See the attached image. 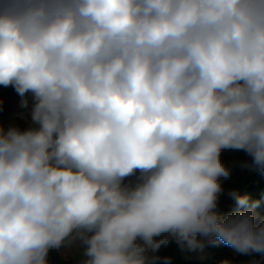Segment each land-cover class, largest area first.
<instances>
[{"label":"clouds","instance_id":"9594fccd","mask_svg":"<svg viewBox=\"0 0 264 264\" xmlns=\"http://www.w3.org/2000/svg\"><path fill=\"white\" fill-rule=\"evenodd\" d=\"M0 85L35 125L0 126V264L264 253L260 201L218 211L222 150L264 169V0H0Z\"/></svg>","mask_w":264,"mask_h":264},{"label":"trees","instance_id":"16d2710c","mask_svg":"<svg viewBox=\"0 0 264 264\" xmlns=\"http://www.w3.org/2000/svg\"><path fill=\"white\" fill-rule=\"evenodd\" d=\"M7 89L9 90L10 87L8 86ZM3 101L4 96L0 95V106ZM241 155H244V160L241 158L237 165L232 162L233 160L230 163L223 162L231 170V175L221 180L222 192L219 195L218 211L225 217L235 211H245L246 208H236L231 194L235 192L240 196H247L249 204L260 201L259 206L254 209L256 223L259 225L264 222V169L255 166L245 167L246 164L251 165L252 158L244 151ZM222 156H224L223 151L221 159ZM235 252L234 248L219 239L206 243L203 251H189L182 249L176 239L171 238L169 243L162 246L154 255L160 258L155 261V264H164L165 257L170 258L171 264H239L241 262L264 264V253L249 252L235 255ZM48 255L53 257L55 264H65L59 260L54 251L50 250ZM149 255L153 254L149 253Z\"/></svg>","mask_w":264,"mask_h":264},{"label":"crops","instance_id":"0c3cea01","mask_svg":"<svg viewBox=\"0 0 264 264\" xmlns=\"http://www.w3.org/2000/svg\"><path fill=\"white\" fill-rule=\"evenodd\" d=\"M4 87L0 85V95L4 96V101L0 106V126H2L5 130L9 127H16L20 130H27L31 127H35L31 120V110L34 104L33 97L31 93L26 94L25 97H21L12 86ZM26 99L28 102L27 107L21 106V101ZM139 171L135 175L127 178L124 183L133 185L137 181V175ZM84 246L79 239L73 240L71 243H66L61 247V251L56 253L57 257L60 261L65 264H83L84 259L83 256ZM48 264H55L53 257H47Z\"/></svg>","mask_w":264,"mask_h":264},{"label":"rangeland","instance_id":"374dc122","mask_svg":"<svg viewBox=\"0 0 264 264\" xmlns=\"http://www.w3.org/2000/svg\"><path fill=\"white\" fill-rule=\"evenodd\" d=\"M222 151L224 152V156H222L223 157L222 162L230 163V161L233 160L232 162L236 163V165H237L241 161V158H242V160H244V155L243 156L241 155L242 151L231 150V149H225ZM234 166H232V168ZM129 177H126L125 180ZM238 254H239V252L236 251L235 255H238ZM239 264H250V263L249 262H241Z\"/></svg>","mask_w":264,"mask_h":264},{"label":"built area","instance_id":"2783aa9c","mask_svg":"<svg viewBox=\"0 0 264 264\" xmlns=\"http://www.w3.org/2000/svg\"><path fill=\"white\" fill-rule=\"evenodd\" d=\"M138 178H139V173L137 175V181L135 183L138 182ZM135 183L133 185H135ZM52 251H54L55 253H59L61 251V248H59V249H52Z\"/></svg>","mask_w":264,"mask_h":264}]
</instances>
